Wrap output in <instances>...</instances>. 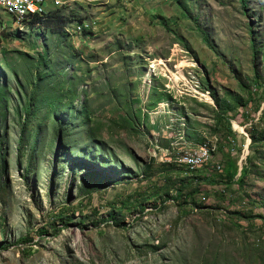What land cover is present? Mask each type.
<instances>
[{
    "label": "rangeland",
    "instance_id": "374dc122",
    "mask_svg": "<svg viewBox=\"0 0 264 264\" xmlns=\"http://www.w3.org/2000/svg\"><path fill=\"white\" fill-rule=\"evenodd\" d=\"M56 8L0 10V264H264V0Z\"/></svg>",
    "mask_w": 264,
    "mask_h": 264
},
{
    "label": "trees",
    "instance_id": "16d2710c",
    "mask_svg": "<svg viewBox=\"0 0 264 264\" xmlns=\"http://www.w3.org/2000/svg\"><path fill=\"white\" fill-rule=\"evenodd\" d=\"M72 20H74L73 17L60 14L56 8V9L50 10L48 13H46L45 16H42V17L41 16H34V17H32L30 20L26 21V26L29 27V26H33V25H41V26L46 27L48 29H52L54 32H58L59 30L63 29V26L67 21L69 22ZM78 20L81 21L82 18H79ZM255 81H256V78H255ZM256 84L258 85V81H256ZM257 85H255L256 90H257ZM247 171H248L247 167L242 166V168L238 174L237 165L234 163H228L227 164V170H226V173L224 174V176H226L228 182H234V181L235 182H242L244 177L247 174ZM237 174H238V176H237ZM204 179L207 181L213 182V179H211V178L204 177ZM180 191H181V189H179L177 191L178 197L180 196V193H179ZM176 199H177V197H176ZM41 232H45V230L41 231Z\"/></svg>",
    "mask_w": 264,
    "mask_h": 264
},
{
    "label": "bare ground",
    "instance_id": "6f19581e",
    "mask_svg": "<svg viewBox=\"0 0 264 264\" xmlns=\"http://www.w3.org/2000/svg\"><path fill=\"white\" fill-rule=\"evenodd\" d=\"M49 1L50 0H19V7L22 8L23 11L20 8H17V6H13V4H5V6L0 5V10H4L14 21L22 24L34 16H44L47 12V6L45 8L30 7H39L42 3L47 4Z\"/></svg>",
    "mask_w": 264,
    "mask_h": 264
},
{
    "label": "built area",
    "instance_id": "2783aa9c",
    "mask_svg": "<svg viewBox=\"0 0 264 264\" xmlns=\"http://www.w3.org/2000/svg\"><path fill=\"white\" fill-rule=\"evenodd\" d=\"M62 0H58V4L61 3ZM5 4H13V6H17V8L19 7V0H0V5L1 6H5ZM47 6V4L42 3V5H39V7H30V8H45ZM22 11L23 9L20 8ZM211 159V156H205V149H200L197 148L196 150H189L186 152V154L183 156V160L184 164L190 165V164H199L201 166L206 165ZM216 169L221 171L223 170V168L221 167V165L217 164Z\"/></svg>",
    "mask_w": 264,
    "mask_h": 264
}]
</instances>
